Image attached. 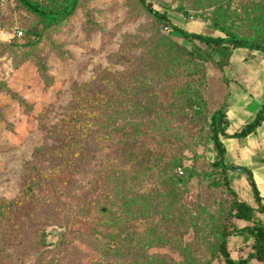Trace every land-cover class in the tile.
<instances>
[{
    "label": "rangeland",
    "instance_id": "1",
    "mask_svg": "<svg viewBox=\"0 0 264 264\" xmlns=\"http://www.w3.org/2000/svg\"><path fill=\"white\" fill-rule=\"evenodd\" d=\"M148 1L190 33L223 37L217 24L264 44V0ZM40 28L0 0V264H223L214 253L234 200L224 176L264 218L245 176L213 165L210 118L232 115L243 95L264 101L262 56L233 50L222 69L199 61L201 44L138 0H78L67 20ZM46 182L62 190L47 210ZM52 227L64 230L58 248ZM39 234L45 250L24 241ZM251 246L228 239L232 259Z\"/></svg>",
    "mask_w": 264,
    "mask_h": 264
},
{
    "label": "trees",
    "instance_id": "2",
    "mask_svg": "<svg viewBox=\"0 0 264 264\" xmlns=\"http://www.w3.org/2000/svg\"><path fill=\"white\" fill-rule=\"evenodd\" d=\"M25 10L37 16L41 21V28L38 31H35V36H42L45 32L49 31L52 27L58 25L59 23L67 20L75 11L78 6V0H63L62 3H58L57 6L48 8L37 2L31 0H16ZM140 6L159 24H162L164 27L169 28L172 34H175L181 37L184 40L190 42H198L201 44V47L197 49V53L194 58L199 61H207L213 63L216 67L222 69L223 67L229 65L230 57L233 50L241 49L251 52L259 53L264 59V44L248 40L242 37H239L235 34L229 33L222 30L217 24H214V27L223 32V37H213L204 34L190 33L184 29H180L173 25L165 12H159L153 8V5L148 0H138ZM105 106V105H104ZM100 109L98 106H95V110ZM107 112V107L102 109L101 116H105ZM91 112L90 114H95ZM80 114H83L80 112ZM79 114V116H80ZM87 114V113H86ZM99 119V118H98ZM83 119L76 121L75 126L82 128L84 121ZM264 122V104H262L259 110L255 113L254 118L251 122L247 123L239 132L234 133L231 136H228L226 130L228 128L229 122L223 111V108H219L213 112L210 118V142L212 143V148L216 154V161L213 163L214 166L222 170V173L226 172L227 167L225 165V154L226 148L223 143V139L226 138H245L248 135L254 133L258 127ZM86 127V126H85ZM86 137H88L86 135ZM68 141V140H67ZM62 144V142H61ZM65 144V143H63ZM67 145H65L66 147ZM76 149V144L73 147ZM72 157V156H70ZM66 158V156H65ZM239 171L245 175V178L250 186L253 199L257 204V212L264 218V199H262L257 190L256 184L253 180L252 173L245 169L239 168ZM55 176L56 178H62L63 173H58ZM47 179V178H46ZM50 179V177H49ZM224 182L226 188L233 195L234 200L232 203L231 212L226 217L225 221L222 224L220 230V241L215 250L214 256L222 259L223 264H264V220L256 218L254 215V210L246 203L240 201L237 198V194L229 186L228 178L224 176ZM58 184V183H57ZM48 189L45 193L48 196H45V205L46 210L54 204L51 199L55 196L58 198V195L62 193L61 187L55 190V184L53 187L50 186L48 182L45 184ZM51 198V199H50ZM27 218V217H26ZM1 221V219H0ZM241 221L245 223H250V225L243 227H236L235 222ZM64 234V233H63ZM232 236H246L253 240L251 246L252 253L245 258L232 259L230 251L228 248V239ZM30 236L24 240L28 246H32L37 249L48 248L49 244L46 242L45 234H39V237ZM64 238V237H63ZM63 242L59 245L54 246L58 248ZM254 262V263H253Z\"/></svg>",
    "mask_w": 264,
    "mask_h": 264
},
{
    "label": "crops",
    "instance_id": "3",
    "mask_svg": "<svg viewBox=\"0 0 264 264\" xmlns=\"http://www.w3.org/2000/svg\"><path fill=\"white\" fill-rule=\"evenodd\" d=\"M262 104H264L263 99L259 98L256 94L253 98L249 99H246L244 95L241 96L237 101L236 111L231 109L233 111L231 112L233 116L227 113L229 125L226 133H230L231 136L234 133L239 132L241 128L252 121L255 113L259 110ZM226 145L228 148L225 146V162H229V164L231 163L234 167H236L237 171H239V168H245L249 170L252 173V177L256 184L260 197L264 199V122L260 127L256 129L254 133L248 135L245 138L231 137L226 142ZM241 163L243 164V166L240 165ZM239 173L244 175L240 171ZM242 178H244L247 182L245 177ZM239 182H241V179L239 180ZM247 186L249 187V191L251 192L248 182ZM247 205L253 208L250 204ZM237 222L242 223L241 221ZM243 223L244 224L240 227L247 225L251 226L250 223ZM234 237L246 238V236Z\"/></svg>",
    "mask_w": 264,
    "mask_h": 264
},
{
    "label": "water",
    "instance_id": "4",
    "mask_svg": "<svg viewBox=\"0 0 264 264\" xmlns=\"http://www.w3.org/2000/svg\"><path fill=\"white\" fill-rule=\"evenodd\" d=\"M49 235L51 236H56V240L54 241V246L59 245V243L62 241L63 239V233L64 230L63 229H57L56 227H52L49 229Z\"/></svg>",
    "mask_w": 264,
    "mask_h": 264
},
{
    "label": "built area",
    "instance_id": "5",
    "mask_svg": "<svg viewBox=\"0 0 264 264\" xmlns=\"http://www.w3.org/2000/svg\"><path fill=\"white\" fill-rule=\"evenodd\" d=\"M19 34H21V33H19Z\"/></svg>",
    "mask_w": 264,
    "mask_h": 264
}]
</instances>
